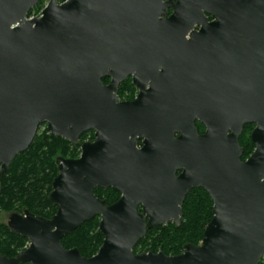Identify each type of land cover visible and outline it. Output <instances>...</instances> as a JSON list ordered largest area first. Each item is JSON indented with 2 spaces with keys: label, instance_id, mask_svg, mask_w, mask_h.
Segmentation results:
<instances>
[{
  "label": "water",
  "instance_id": "95a60500",
  "mask_svg": "<svg viewBox=\"0 0 264 264\" xmlns=\"http://www.w3.org/2000/svg\"><path fill=\"white\" fill-rule=\"evenodd\" d=\"M39 1L0 0V191L41 125L72 143L89 130L96 138L80 157L58 158L52 218L11 214L29 244L15 257L0 252V264H260L264 0H49L29 17ZM131 74L140 94L119 102ZM246 124L255 149L242 160ZM97 186L122 195L108 204ZM200 187L214 202L200 244L135 253L153 227L182 223ZM97 216L98 253L66 249L63 238Z\"/></svg>",
  "mask_w": 264,
  "mask_h": 264
},
{
  "label": "trees",
  "instance_id": "16d2710c",
  "mask_svg": "<svg viewBox=\"0 0 264 264\" xmlns=\"http://www.w3.org/2000/svg\"><path fill=\"white\" fill-rule=\"evenodd\" d=\"M44 3L45 1L41 0L30 11L29 17L35 11H40ZM254 127L255 124H247L240 137V144L244 148L243 160L255 149L250 136ZM90 133H84L80 142L75 144L64 137L53 135L48 130L38 132L30 147L11 161L2 178L0 211L28 210L36 215L52 218L58 210V206L50 199L53 181L59 174L57 158L79 157L81 145ZM100 191L102 189L96 188L95 194L98 197H107L109 204L116 202L121 195L117 189L112 188L103 190L104 195L100 194ZM183 213L182 223L179 226L170 222L150 229L136 245L134 252L152 251L178 255L184 251L186 244H200L205 228L213 218V201L209 194L202 188L190 191L183 204ZM99 226V216L84 222L81 227L63 238L64 247L78 248L85 257L94 256L104 242V235L99 230ZM28 244L27 238L16 234L7 224L0 225V252L3 255L14 257ZM260 264H264V259Z\"/></svg>",
  "mask_w": 264,
  "mask_h": 264
},
{
  "label": "flooded vegetation",
  "instance_id": "af4514ba",
  "mask_svg": "<svg viewBox=\"0 0 264 264\" xmlns=\"http://www.w3.org/2000/svg\"><path fill=\"white\" fill-rule=\"evenodd\" d=\"M41 1V0H40ZM39 1V2H40ZM38 2V3H39ZM48 2H49V0H47V2H46V5L48 4ZM45 5V6H46ZM37 6V5H36ZM44 6V7H45ZM44 9V8H43ZM172 13V9H169L168 10V12H167V14H166V16H169L170 14ZM210 19H212V18H210ZM196 30H199V28H197ZM160 70H162V67H160ZM112 81V77L111 76H104L103 78H102V82L105 84V85H107V84H109L110 82ZM150 88V82L148 83V85H147V89H149ZM140 91H141V89L138 87V85L134 82V75L133 74H131V75H128L127 77H125L121 82H120V84H119V86H118V92H117V95H118V97H119V102H126V101H133V100H135L138 96H139V94H140ZM43 125H46V126H48L47 124H43ZM247 125V124H246ZM245 125V126H246ZM196 127L198 128V130H199V132L200 133H204L205 132V130H206V127H205V125L204 124H202V123H200L198 120L196 121ZM245 128V127H244ZM244 131V130H243ZM49 132V131H48ZM88 132H91L90 134H88V135H91V138H86V140L83 142V143H85V142H93L94 140H95V138H96V130H89V131H87V132H84V133H88ZM252 132V131H251ZM83 133V134H84ZM243 133V132H242ZM82 134V135H83ZM81 135V136H82ZM178 135V134H177ZM242 135V134H241ZM81 136H80V138H81ZM250 136H251V134H250ZM241 137V136H240ZM80 138H79V142H80ZM239 140H240V138H239ZM137 141H138V146L139 147H141L142 145H143V141H144V138H137ZM78 142V143H79ZM240 142V141H239ZM82 143V144H83ZM75 144H77V143H75ZM241 145V144H240ZM82 146V145H81ZM242 147V146H241ZM243 148V147H242ZM244 149V148H243ZM244 155V154H243ZM80 157V156H79ZM60 158V157H59ZM78 158V157H77ZM242 158H243V156H242ZM248 158V157H247ZM246 158V159H247ZM75 159V158H74ZM245 159V160H246ZM243 160V159H242ZM96 188H100V189H102V191H100V194H103V190H107V189H109V188H111V187H109V188H103V187H100V186H97ZM95 188V189H96ZM200 188H202V189H204L203 187H200ZM113 189V188H112ZM193 189H198V188H193ZM192 189V190H193ZM192 190H190V191H192ZM205 190V189H204ZM119 191V190H118ZM189 191V192H190ZM206 191V190H205ZM94 192H95V190H94ZM120 192V191H119ZM208 193V192H207ZM105 194V193H104ZM103 194V195H104ZM120 194L122 195V193L120 192ZM189 194V193H188ZM187 194V195H188ZM96 195V194H95ZM121 195H120V197H121ZM97 196V195H96ZM210 196V195H209ZM98 197V196H97ZM120 197H119V199H120ZM187 197V196H186ZM98 198H100V199H102V200H106L107 201V203H108V199H107V197H98ZM211 198V197H210ZM118 199V200H119ZM186 199V198H185ZM212 199V198H211ZM117 200V201H118ZM185 201V200H184ZM213 201V200H212ZM115 203V202H114ZM109 204V203H108ZM113 204V203H112ZM184 204V203H183ZM213 205H214V202H213ZM140 209H141V206H140ZM182 209H183V206H182Z\"/></svg>",
  "mask_w": 264,
  "mask_h": 264
},
{
  "label": "rangeland",
  "instance_id": "374dc122",
  "mask_svg": "<svg viewBox=\"0 0 264 264\" xmlns=\"http://www.w3.org/2000/svg\"><path fill=\"white\" fill-rule=\"evenodd\" d=\"M45 1V3H44V5L43 6H45L46 5V2H47V0H44ZM65 0H58V2L59 3H62V2H64ZM44 8V7H43ZM43 8L38 12V11H35L33 14H32V16L31 17H34V16H37V15H40L41 14V12H42V10H43ZM38 12V13H37ZM45 130H48L47 129V126L46 125H42V126H40V128H39V133H42L43 131H45ZM86 138H91V135H88V136H86ZM57 160H58V158H57ZM26 211V210H25ZM24 211V212H25ZM15 212H18V213H21V214H23L24 212H19V211H5V210H1L0 211V225L1 224H7L8 225V222H9V219H10V216H11V214L12 213H15ZM27 247V246H26ZM143 252H145V251H142V252H138V253H143ZM18 255V254H17ZM16 255V256H17ZM15 257V256H14ZM263 260V259H262Z\"/></svg>",
  "mask_w": 264,
  "mask_h": 264
},
{
  "label": "built area",
  "instance_id": "2783aa9c",
  "mask_svg": "<svg viewBox=\"0 0 264 264\" xmlns=\"http://www.w3.org/2000/svg\"><path fill=\"white\" fill-rule=\"evenodd\" d=\"M66 1V0H65Z\"/></svg>",
  "mask_w": 264,
  "mask_h": 264
}]
</instances>
